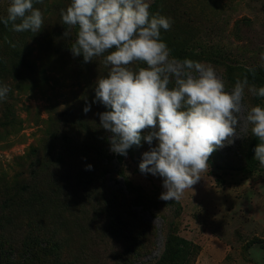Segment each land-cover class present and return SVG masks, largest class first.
I'll use <instances>...</instances> for the list:
<instances>
[{
  "label": "rangeland",
  "instance_id": "rangeland-1",
  "mask_svg": "<svg viewBox=\"0 0 264 264\" xmlns=\"http://www.w3.org/2000/svg\"><path fill=\"white\" fill-rule=\"evenodd\" d=\"M9 3L0 0V18ZM69 3L34 0L36 34L0 22V86L10 88L0 101V264H172L168 236L192 245L183 263L264 264L258 140L238 128L192 189L161 200L163 178L139 169L155 140L126 156L110 150L98 115L108 109L93 103L108 68L71 53L76 29L60 14ZM150 12L173 21L162 30L173 56L212 64L228 90L245 76L264 86V0H151ZM245 103L264 98L246 91Z\"/></svg>",
  "mask_w": 264,
  "mask_h": 264
},
{
  "label": "clouds",
  "instance_id": "clouds-1",
  "mask_svg": "<svg viewBox=\"0 0 264 264\" xmlns=\"http://www.w3.org/2000/svg\"><path fill=\"white\" fill-rule=\"evenodd\" d=\"M150 5L151 0H70L60 14L64 25L76 29L73 56L85 63L103 57L108 68L96 81L93 103L108 109L98 115L110 150L126 156L142 139L150 146L155 140L139 169L163 178L161 200L178 201L208 172L212 153L234 142L238 128L258 140L253 159L264 166V104L245 103L246 91L264 98V86L250 84L245 76L228 90L212 64L173 56L162 39L173 21L150 12ZM6 11L0 22L14 32L36 34L43 27L34 0H10ZM9 91L0 86V101ZM90 108L86 103L83 110Z\"/></svg>",
  "mask_w": 264,
  "mask_h": 264
},
{
  "label": "trees",
  "instance_id": "trees-1",
  "mask_svg": "<svg viewBox=\"0 0 264 264\" xmlns=\"http://www.w3.org/2000/svg\"><path fill=\"white\" fill-rule=\"evenodd\" d=\"M248 162L250 161V159H248ZM166 247H176L178 250L177 251H172L170 253V256H168V258L171 261H176L173 262L172 264H187V263H183V261H181V254L185 251V249H190L192 248V245L184 240H178L176 237H172V236H168L167 237V241H166ZM6 248L3 244L0 243V259L2 258H7L8 256L6 255Z\"/></svg>",
  "mask_w": 264,
  "mask_h": 264
}]
</instances>
